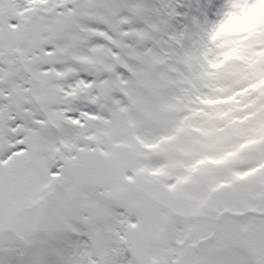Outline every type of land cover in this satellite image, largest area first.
Masks as SVG:
<instances>
[{
    "label": "snow or ice",
    "instance_id": "obj_1",
    "mask_svg": "<svg viewBox=\"0 0 264 264\" xmlns=\"http://www.w3.org/2000/svg\"><path fill=\"white\" fill-rule=\"evenodd\" d=\"M0 264H264V0H0Z\"/></svg>",
    "mask_w": 264,
    "mask_h": 264
}]
</instances>
